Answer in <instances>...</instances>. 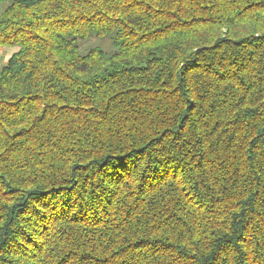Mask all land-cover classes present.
Returning a JSON list of instances; mask_svg holds the SVG:
<instances>
[{
    "label": "trees",
    "instance_id": "trees-1",
    "mask_svg": "<svg viewBox=\"0 0 264 264\" xmlns=\"http://www.w3.org/2000/svg\"><path fill=\"white\" fill-rule=\"evenodd\" d=\"M0 47V264H264V0H9Z\"/></svg>",
    "mask_w": 264,
    "mask_h": 264
},
{
    "label": "rangeland",
    "instance_id": "rangeland-1",
    "mask_svg": "<svg viewBox=\"0 0 264 264\" xmlns=\"http://www.w3.org/2000/svg\"><path fill=\"white\" fill-rule=\"evenodd\" d=\"M9 0H0V16L8 5ZM94 48H100L107 54L113 53L114 49L112 46L111 39L107 38H90L84 42L78 43V49L80 54L84 55L88 51ZM15 47H0V69L3 68L11 55L16 52Z\"/></svg>",
    "mask_w": 264,
    "mask_h": 264
}]
</instances>
